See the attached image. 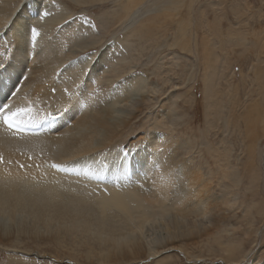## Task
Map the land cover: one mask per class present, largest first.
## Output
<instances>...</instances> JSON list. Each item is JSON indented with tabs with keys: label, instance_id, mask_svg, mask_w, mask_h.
Wrapping results in <instances>:
<instances>
[{
	"label": "bare ground",
	"instance_id": "obj_1",
	"mask_svg": "<svg viewBox=\"0 0 264 264\" xmlns=\"http://www.w3.org/2000/svg\"><path fill=\"white\" fill-rule=\"evenodd\" d=\"M149 1L129 0L125 32L132 35L149 16ZM26 2L23 8L25 0H0V62L12 61L14 77L27 69L9 103L13 111L30 110L18 118L24 125L58 121L39 136L0 131V248L10 254L8 264H48L37 258L50 252L57 264L60 254H74L81 264L174 262L182 234L204 224L192 221L186 207L193 199L188 166L180 178L166 170V152L153 146L162 134L140 133L121 146L146 103L143 83L125 82L128 71L114 60L129 65V52L111 43L97 60L98 41L70 52V40L93 26L52 0H44L41 11L49 15L40 20L33 0ZM29 19L40 33L34 45L20 30ZM131 35L127 43L140 45ZM92 36L99 34L92 29ZM124 160L128 166L117 167ZM31 247L36 259L22 250Z\"/></svg>",
	"mask_w": 264,
	"mask_h": 264
},
{
	"label": "rangeland",
	"instance_id": "obj_2",
	"mask_svg": "<svg viewBox=\"0 0 264 264\" xmlns=\"http://www.w3.org/2000/svg\"><path fill=\"white\" fill-rule=\"evenodd\" d=\"M52 2L99 34L90 28L71 39L70 52L94 41L97 60L111 43L129 52V65L114 60L128 71L125 82L143 83L146 103L121 146L140 133L162 134L153 146L166 152V170L182 178L188 166L192 174L186 207L204 225L182 234L169 264H264V0H152L132 35L122 29L129 0ZM127 33L140 45L127 43ZM34 249L22 250L36 259ZM5 251L0 264H8ZM50 254L37 259L57 264ZM60 256L61 264H81Z\"/></svg>",
	"mask_w": 264,
	"mask_h": 264
},
{
	"label": "snow or ice",
	"instance_id": "obj_3",
	"mask_svg": "<svg viewBox=\"0 0 264 264\" xmlns=\"http://www.w3.org/2000/svg\"><path fill=\"white\" fill-rule=\"evenodd\" d=\"M33 3L36 8V17L40 20H43L45 16L49 15L47 11H41V8L44 4V0H33ZM23 8H27V2L23 5ZM22 8V10H23ZM15 23V21H13ZM27 30L30 35V41L35 44L36 38L40 35L37 28L30 22V19L25 23L20 25V30ZM6 35V33H5ZM13 47H18V45H13ZM21 70L15 77L13 76V72L15 68L11 60L7 62H0V98H2V103H0V117H2L3 123L8 128H16L18 127V118L21 114H28V111L24 108H17L15 111L12 110V105L9 103V100L15 98L19 92V88L17 85L19 84L21 79H27L24 76L23 71ZM67 91V89L65 90ZM0 162H3V156L0 155ZM146 161H141L143 165ZM129 162L124 160L123 162H118L117 167L126 168ZM133 167L135 162H132ZM21 167H24L21 165ZM53 168H59V165L53 164Z\"/></svg>",
	"mask_w": 264,
	"mask_h": 264
}]
</instances>
